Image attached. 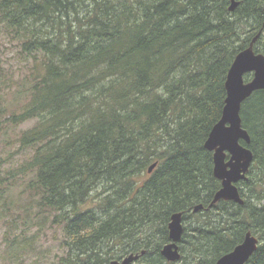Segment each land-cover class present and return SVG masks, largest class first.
I'll return each mask as SVG.
<instances>
[{
  "label": "trees",
  "instance_id": "1",
  "mask_svg": "<svg viewBox=\"0 0 264 264\" xmlns=\"http://www.w3.org/2000/svg\"><path fill=\"white\" fill-rule=\"evenodd\" d=\"M231 4L0 0V24L27 64L19 79H0V136L20 128L27 153L18 172L0 178V201L14 206L6 194L22 187L27 230L60 232L59 264H104L142 250L145 264H176L161 254L176 212L179 263L215 264L251 232L259 245L246 264H264V89L241 108L251 142H240L254 154L237 183L244 203L211 206L222 182L204 144L222 118L229 69L264 24L259 0ZM254 49L264 54V33ZM27 230H17L16 248L36 242Z\"/></svg>",
  "mask_w": 264,
  "mask_h": 264
},
{
  "label": "water",
  "instance_id": "2",
  "mask_svg": "<svg viewBox=\"0 0 264 264\" xmlns=\"http://www.w3.org/2000/svg\"><path fill=\"white\" fill-rule=\"evenodd\" d=\"M236 0H232L230 10L234 11L238 6ZM260 34L253 38L251 44L241 50L235 57L226 80L227 98L222 118L212 128L205 148L214 152V175L221 180L222 186L215 193L211 206L220 200H232L243 204L237 183L248 178V172L252 165L253 151L240 141L251 142V136L243 127L241 108L243 102L254 92L264 89V54L257 53L254 43ZM253 73V77L245 80V75ZM156 167L152 164L149 172ZM203 208L202 204L195 206L194 212ZM184 232L183 213H174L169 223L170 242L166 243L161 254L172 262L180 261L182 253L179 242ZM259 239L251 232H247L244 240L235 248L222 255L215 264H246L257 250ZM146 250L140 253H131L122 262L113 260L104 264H129L139 259ZM39 264V263H35Z\"/></svg>",
  "mask_w": 264,
  "mask_h": 264
},
{
  "label": "rangeland",
  "instance_id": "3",
  "mask_svg": "<svg viewBox=\"0 0 264 264\" xmlns=\"http://www.w3.org/2000/svg\"><path fill=\"white\" fill-rule=\"evenodd\" d=\"M18 49V42L8 36L6 27L0 24L1 80H17L25 72L27 64L17 58ZM33 123L23 124L21 128H27ZM6 130L0 136V178L4 177L10 169L18 172L27 161V153L18 146L20 128L14 127ZM21 181L22 179L19 180L18 178V182L21 183ZM13 188L6 194V197L12 198L15 205H11L12 200L10 199H7V202L0 201V264H59L60 259L65 255L59 238L60 232L39 224L36 227H32L31 231H28L29 200L22 202L24 195L21 194V186ZM3 207L9 208L7 213ZM22 208L27 209V212L24 209L22 210ZM17 215L19 216V222ZM16 218L17 220L13 221ZM19 229L27 230L31 235L34 234L33 240L36 242L32 246L21 245L20 248H16L12 240L18 234L17 230ZM179 262L176 264H183ZM136 264L145 263L138 261Z\"/></svg>",
  "mask_w": 264,
  "mask_h": 264
},
{
  "label": "flooded vegetation",
  "instance_id": "4",
  "mask_svg": "<svg viewBox=\"0 0 264 264\" xmlns=\"http://www.w3.org/2000/svg\"><path fill=\"white\" fill-rule=\"evenodd\" d=\"M237 2H239V3H241V0H236ZM261 3H262V13H263V16H264V0H259ZM239 3H238V5H239ZM262 33H264V24H262V27L260 28V30H259V32H258V34H262ZM256 51V50H255ZM257 52V51H256ZM257 53H262V52H257ZM249 74H253V73H249ZM248 144V143H247ZM170 242V241H169ZM131 254V253H130ZM129 255V254H128ZM128 255H126V256H120L119 258H113V259H111L109 262H111V261H113V260H118L119 262H122L123 260H124V258L125 257H127ZM141 258V257H140ZM139 258V259H140ZM139 259H137V260H135V261H133V262H131V263H129V264H136V262H138L139 261ZM176 263V262H175Z\"/></svg>",
  "mask_w": 264,
  "mask_h": 264
},
{
  "label": "bare ground",
  "instance_id": "5",
  "mask_svg": "<svg viewBox=\"0 0 264 264\" xmlns=\"http://www.w3.org/2000/svg\"><path fill=\"white\" fill-rule=\"evenodd\" d=\"M210 132H211V131H210ZM209 134H210V133H209ZM204 146H205V145H204ZM149 167H150V166H149ZM215 179H216V178H215ZM243 181H244V180H243ZM237 185H238V184H237ZM241 185H242V183H241ZM238 186H239V185H238ZM240 187H242V186H240ZM240 187H239V188H240ZM243 187H244V186H243ZM242 190H243V189H242ZM214 194H215V193H214ZM214 194H213V195H214ZM243 194H244V193H243ZM242 196H243V195H242ZM211 199H212V198H211ZM210 201H211V200H210ZM218 205H219V203H218ZM194 208H195V207H194ZM211 209H212V208H211ZM203 211H204V210H203ZM200 212H201V211H200ZM176 213H177V212H176ZM172 215H173V214H172ZM190 215H191V214H190ZM188 216H189V215H188ZM184 220L186 221V219H184ZM260 241H261V240H260ZM260 243H261V242H260Z\"/></svg>",
  "mask_w": 264,
  "mask_h": 264
}]
</instances>
